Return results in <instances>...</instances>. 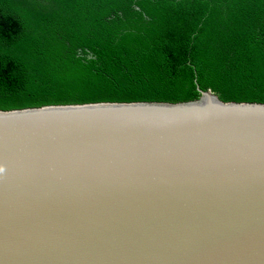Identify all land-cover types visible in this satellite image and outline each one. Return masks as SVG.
Returning a JSON list of instances; mask_svg holds the SVG:
<instances>
[{
  "label": "water",
  "instance_id": "water-1",
  "mask_svg": "<svg viewBox=\"0 0 264 264\" xmlns=\"http://www.w3.org/2000/svg\"><path fill=\"white\" fill-rule=\"evenodd\" d=\"M0 108V264H264V101Z\"/></svg>",
  "mask_w": 264,
  "mask_h": 264
},
{
  "label": "trees",
  "instance_id": "trees-1",
  "mask_svg": "<svg viewBox=\"0 0 264 264\" xmlns=\"http://www.w3.org/2000/svg\"><path fill=\"white\" fill-rule=\"evenodd\" d=\"M264 101V0H0V108Z\"/></svg>",
  "mask_w": 264,
  "mask_h": 264
}]
</instances>
